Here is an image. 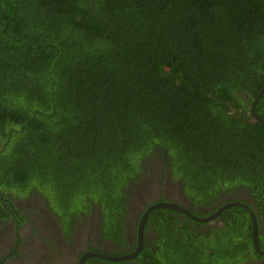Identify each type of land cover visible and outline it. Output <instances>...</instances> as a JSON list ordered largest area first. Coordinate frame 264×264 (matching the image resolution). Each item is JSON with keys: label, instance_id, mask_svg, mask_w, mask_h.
Masks as SVG:
<instances>
[{"label": "trees", "instance_id": "16d2710c", "mask_svg": "<svg viewBox=\"0 0 264 264\" xmlns=\"http://www.w3.org/2000/svg\"><path fill=\"white\" fill-rule=\"evenodd\" d=\"M263 84L264 0H0V216L36 190L60 229L94 205L122 240L157 156L191 206L243 189L264 249ZM150 228L135 256L85 264H264L239 204L154 207Z\"/></svg>", "mask_w": 264, "mask_h": 264}, {"label": "flooded vegetation", "instance_id": "af4514ba", "mask_svg": "<svg viewBox=\"0 0 264 264\" xmlns=\"http://www.w3.org/2000/svg\"><path fill=\"white\" fill-rule=\"evenodd\" d=\"M162 167L161 162L159 170L155 172L156 176L152 177L150 181L141 178L138 185H133L128 202L129 211L125 216L124 230L121 233L122 240L112 239L109 235L105 236L104 230L101 228V215L94 205L87 214L75 219L76 224L74 226L77 228H72L71 231L66 232L60 229L59 217L57 221L52 220L54 226L45 229L42 221L38 219V214L29 215L28 208L35 204L27 202L28 197L33 194V192H30L31 190L27 191V194H21L23 199L26 198V203L22 205L17 204V199L11 196L14 205L7 208L6 216H0V225L5 223L6 229V233H4L2 232L3 227H0L2 229L0 231V264H78L80 256L87 251H99L107 255L130 254L138 245V223L144 210L153 202L162 200L165 197L163 194L165 184H167V189L171 193H177L176 190L178 189L176 187H173L170 183H165L166 177L163 181L161 180L162 173L167 174L163 172ZM240 191H243V189ZM240 191L223 192L215 205L219 206L226 201H230L231 198H240L241 201L247 202L245 191L244 194H241ZM153 193H157V195L152 196ZM170 200L178 202L186 209H196L204 214L199 217L209 215L215 210H213V205L198 204L191 206L190 202L186 200L185 194L181 196V199L172 198ZM211 210L213 211L211 212ZM205 212H209V214H205ZM6 221H10L9 227H7L8 223ZM32 222L37 227V229L35 228L37 233L35 235L25 234L23 227L28 226V230H31L30 225ZM143 226L141 231L142 246L143 241H149L153 234L152 228L143 232ZM54 227L55 229H53ZM122 251H127V253L116 254ZM87 258H85V261Z\"/></svg>", "mask_w": 264, "mask_h": 264}, {"label": "water", "instance_id": "95a60500", "mask_svg": "<svg viewBox=\"0 0 264 264\" xmlns=\"http://www.w3.org/2000/svg\"><path fill=\"white\" fill-rule=\"evenodd\" d=\"M264 90V84L262 85V87L259 89L258 94L250 108L251 113L254 115V104L257 100V98L259 97V95L261 94V92ZM258 119H260L257 116ZM261 120V119H260ZM261 122L264 124V121L261 120ZM231 204H239V205H243L244 207L247 208V210L250 212L251 215V219H252V235H253V245L254 248L256 249V251L258 253H264V249H261L259 247L258 244V236H257V219H256V215L255 212L253 211L252 207L245 201H241V200H230V201H226L224 203H222L221 205H219L212 213H210L209 215L203 216V217H199L196 216L194 214H192L188 209H186L184 206H182L181 204H179L178 202L175 201H169V200H158L153 202L152 204H150L142 213V216L139 220L138 223V245L137 247L130 253V254H126V255H107V254H103L99 251H87L85 253H83L78 261V264H84L85 258L86 257H90V256H96V257H100V258H105L108 260H122L125 258H130L135 256L141 249L142 245H141V231H142V226L144 224V220L146 218V215L148 214V212L154 208V207H168V208H173L176 209L184 214L189 215L191 218L196 219V220H201V221H207V220H211L212 218H214L224 207L231 205Z\"/></svg>", "mask_w": 264, "mask_h": 264}, {"label": "rangeland", "instance_id": "374dc122", "mask_svg": "<svg viewBox=\"0 0 264 264\" xmlns=\"http://www.w3.org/2000/svg\"><path fill=\"white\" fill-rule=\"evenodd\" d=\"M147 163H148V170L146 169V171L148 173H146L145 180H149L150 181L152 177L156 176L155 172H157L159 170V166H160L161 161L156 156L154 158H152V157L149 158L147 160ZM165 177H166L165 183H170L173 187L176 186V182L174 180L169 182V176L167 174L162 173L161 180L163 181ZM146 185H148V183H146ZM176 191H177V193H175V194L171 193L167 189V184H165L164 191H163V194H164L165 197H163L162 199H165V200H169V199H172V198H180L181 199V196H182L181 193L179 192V190H176ZM30 192L31 193L33 192V194L30 197H28L27 202H29V204H30V202L31 203H35V204L32 207L28 208L29 215L30 214L34 215V213L38 214L40 216V217L38 216V219H40L42 221L45 229H48L49 227L54 226L53 223H52V220H56L57 221V219L59 217L58 214L56 212H54L52 210V208H50L48 206L47 203L44 202V200L36 192V190H31ZM240 192H241V194H244V191H240ZM9 194H13V197L17 199V204L19 203L20 205H22V204L26 203V198L23 199V196H21L22 193L14 191V192H11ZM156 195H157V193H155V194L153 193L152 196H156ZM6 222L8 223L7 227H9L10 221H6ZM30 226L32 228L31 230H28L29 229L28 226H24L23 227L24 233L25 234L35 235L37 233V230H35V228L37 229V227L33 224V222H32V224ZM0 227L1 228L3 227V230L0 229V231L2 230V232L6 233L5 223L1 224ZM72 228L74 229V228H77V227L74 226V224H73ZM53 229H55V227ZM4 233H2V234H4ZM7 233L9 234L10 232H7ZM80 234H81V232H80Z\"/></svg>", "mask_w": 264, "mask_h": 264}]
</instances>
